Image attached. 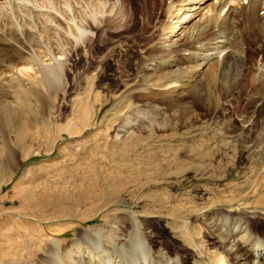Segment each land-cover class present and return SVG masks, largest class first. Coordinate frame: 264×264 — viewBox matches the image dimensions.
<instances>
[{
    "label": "rangeland",
    "instance_id": "obj_1",
    "mask_svg": "<svg viewBox=\"0 0 264 264\" xmlns=\"http://www.w3.org/2000/svg\"><path fill=\"white\" fill-rule=\"evenodd\" d=\"M34 1L45 11H63V2L48 1L46 5L47 1ZM71 3L76 6L71 4L77 20L80 2L74 0ZM246 5L244 2V7ZM17 8L5 10L7 13L0 11V84L8 93L7 103L14 105L16 100L8 87L10 81L17 84L14 93L31 88L26 78L17 75L19 63L8 61L7 53L21 51L22 58L27 59L33 68L30 73L36 79L40 78L38 64L54 63L47 61L48 58L60 59L59 62L64 63L60 66L63 73L69 59L76 64L69 75L74 80L70 88H63V84L52 90L34 86L40 93V99L30 94L31 100H23L26 106L22 108L30 118H36L30 131L26 132L23 148L16 147L18 124L3 128L0 133V172L3 173L0 176V264H43L42 260L50 257L51 247H57L61 253L78 241L81 230L96 228L114 232L116 227L126 230L131 213L147 221L146 232L150 236L147 242L152 251H167L176 260L182 255L190 264H196L198 250L183 240L179 232L181 222L204 227L202 217L208 215V211L213 213L218 208L233 210L235 207L246 210L251 220L263 221L264 210L248 207L253 198L247 195L256 188L254 174L259 163H264V152L244 156L225 134L229 130L237 133L240 128L241 104L230 100L227 97L229 93L223 94L220 84L216 89L223 101L220 102L222 111L211 114L206 105L197 109L185 99V104H180L183 107L176 109L181 114L185 109L196 114L197 120L193 122L184 120L176 125L170 108L162 105L161 112L165 116H158L155 120H148L147 115L134 117L130 113L141 103L135 98L131 102L125 101L126 104L119 103L118 97L125 88L112 80L111 75L115 74L116 68L99 62L100 50L96 43L89 47L93 69L85 74L83 82L78 72L81 71L80 60L84 51L76 47L71 52L69 40L61 32L49 29L51 25L65 31L64 22L45 12H41L44 16L39 17L38 12ZM263 15L261 11L262 22ZM230 24L234 34L243 27L233 20ZM105 31L101 34L107 35ZM123 37L124 34L115 36L109 33L108 44ZM258 43L264 44L263 40ZM256 49V45L249 47L251 56H255ZM257 60L256 56V64ZM231 61L232 56L220 60L218 76L227 71ZM166 71L173 74L177 69L173 67ZM96 73H99L97 84L94 80ZM138 78L136 72L132 79ZM206 78H203L205 84L208 83ZM203 80L201 77L185 79L171 96H185L198 83L204 86ZM136 98L140 99V96L136 95ZM148 127L154 128L152 138L143 139L133 150H122L131 137L138 131L144 133ZM6 143L15 148V160L2 167ZM198 143L207 149L199 152L196 149ZM161 161L168 162L169 167H160ZM196 165L202 167L196 169ZM214 202L213 207L211 203ZM259 225L257 234L264 227V224ZM202 236L208 251L215 250L216 240L204 230ZM150 240L158 242L150 243ZM238 254L233 256L240 261Z\"/></svg>",
    "mask_w": 264,
    "mask_h": 264
},
{
    "label": "bare ground",
    "instance_id": "obj_2",
    "mask_svg": "<svg viewBox=\"0 0 264 264\" xmlns=\"http://www.w3.org/2000/svg\"><path fill=\"white\" fill-rule=\"evenodd\" d=\"M33 1L0 0V11L4 12L16 7L22 10L26 8L29 12H38L39 17L44 16L40 14L41 12H45L48 16L53 15V19L63 21L65 31L51 25L49 29L58 31L56 33L61 32L69 40L70 51L76 47L84 51L80 60L81 71L78 72L83 82L85 74L93 69L89 47L91 43H96L100 50L99 62L104 66L115 67L116 72L111 75L112 80L125 88L118 97L119 103L126 104L125 101L131 102L134 98L141 103L130 113L134 117L147 115L148 120H155L158 116H165V113L161 112L162 105L170 108L174 117L172 120L176 125L184 120L193 122L197 120L196 114L189 113L186 109L182 110L181 114V111L176 109L180 104H185L183 103L185 99L190 100L189 102L197 109L206 105L211 114L218 110L222 111L220 102L223 101L219 98L216 89L220 84V91L223 94L229 93L227 97L230 100L241 104L240 128L237 133L229 130L225 134L236 143L244 156L264 152V44L258 43L261 40L264 42V22H262L263 17L259 16L261 11L264 12V0H113V2L78 0L80 11L77 20L74 16L75 11L71 8V2L74 0H42V3L47 1L46 5L48 1L63 2V5H60L62 13L59 9V11L55 10L56 13H52L51 9L45 11ZM244 2L247 4L246 7ZM232 20L243 26L236 34L232 31L230 24ZM104 28L107 30L105 31L107 35L101 34ZM109 33L115 36L124 34V37L109 45ZM230 34H233L232 38ZM218 37L221 39L217 40ZM175 38L177 40H174ZM255 45L257 49L253 57L249 53V47ZM113 51L117 53L113 54ZM11 52L10 55L5 53L7 60L13 61L14 64L19 63L16 67L17 75L26 78L31 88L14 93L17 84L10 81L8 87L12 89L16 99L13 105L7 103L8 93L0 84V133L3 128L18 124L15 135L16 147L23 148L26 132L30 131L36 120L35 116L30 118L28 112L22 108L26 106L23 100L31 98L30 94L40 99V93L33 88L34 86L52 90L63 84V88H70L74 80L70 79L69 75L72 74L76 63L71 59L69 63L66 60L68 64L63 73L60 71V66L64 63L61 64L60 59L48 58L47 61L54 63L38 64L37 72L40 78L36 79L34 74L30 73L33 68L29 66L27 59L22 58L21 51ZM199 55L203 57L199 58ZM229 56H232V61L228 64L227 71L218 76L220 60L223 61ZM256 56L259 58L258 64L254 61ZM173 67L177 69L173 74L166 71ZM136 72L139 78L134 81L132 77ZM205 76L208 77L207 84L203 80ZM199 77L202 78L204 86L198 83L196 88L185 96L178 98L171 96L175 89L183 85L185 79L194 80ZM98 78L99 73H96L94 77L96 84ZM136 95L140 96V99L136 98ZM116 113L122 114L121 111ZM145 130L147 131L144 133L138 131V134L131 137L122 150H133L142 143L143 139L154 136V128ZM202 146L203 144L198 143L196 149L199 152L207 149ZM15 151L13 146L6 143V157L2 167L14 162ZM161 162L160 167L163 165L169 167L168 162ZM201 167L202 165L199 167L196 165V169ZM2 174L0 172V176H3ZM254 177H256V188L247 195L253 198V201L247 205L263 211L264 163H259V169ZM228 202L229 200L225 201V204ZM215 204L216 202L211 203V206ZM238 208L235 207L233 210L218 208L214 209L213 213L207 212L206 209L208 215L204 214L202 217L204 227L187 225L188 222L183 223L182 220L179 232L184 241L196 246L198 250L196 264H264V227L260 230V234H257L259 224H264V216L263 221L251 220L246 210L241 211ZM179 214L184 215L183 212ZM129 215L126 230L124 227H116L114 232L112 230L104 232L96 228L89 231L81 230L78 233V241L71 243L61 253L57 247H51L48 252L50 257L42 260L43 264H190L182 255L176 260L177 258L169 255L167 251H152L147 242V239H150L146 232L147 221L138 219L134 213ZM194 217L196 219V216ZM202 230L216 240L215 250L208 251L207 246L204 245ZM152 232L155 234V231ZM112 237L115 239H111ZM157 242L150 240V243ZM176 253L180 254L178 251ZM236 253H239L240 261L236 260L237 256H233Z\"/></svg>",
    "mask_w": 264,
    "mask_h": 264
}]
</instances>
